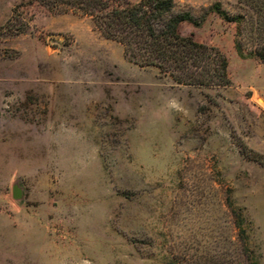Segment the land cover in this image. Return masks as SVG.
<instances>
[{"label": "rangeland", "instance_id": "374dc122", "mask_svg": "<svg viewBox=\"0 0 264 264\" xmlns=\"http://www.w3.org/2000/svg\"><path fill=\"white\" fill-rule=\"evenodd\" d=\"M248 28L240 53L234 23H183L230 83L182 85L87 15L0 0V264H246L227 198L264 264V166L244 155L264 156V62Z\"/></svg>", "mask_w": 264, "mask_h": 264}, {"label": "trees", "instance_id": "16d2710c", "mask_svg": "<svg viewBox=\"0 0 264 264\" xmlns=\"http://www.w3.org/2000/svg\"><path fill=\"white\" fill-rule=\"evenodd\" d=\"M49 10H75L91 17L106 39L122 45L123 54L138 66L156 67L163 75L182 85L223 87L230 83L226 56L215 46L197 41L181 32L185 22L198 26L210 14L234 23L235 48L242 52V31L248 25L250 52L264 62V0H237L240 11L230 13L220 2L198 11L177 10L174 0H37ZM246 7V8H244ZM246 147V146H245ZM246 157L264 166V156L245 148ZM246 264H257L248 247L244 218L227 198ZM236 264H242L236 262Z\"/></svg>", "mask_w": 264, "mask_h": 264}, {"label": "water", "instance_id": "95a60500", "mask_svg": "<svg viewBox=\"0 0 264 264\" xmlns=\"http://www.w3.org/2000/svg\"><path fill=\"white\" fill-rule=\"evenodd\" d=\"M14 198H19L21 196V191L18 188L13 189Z\"/></svg>", "mask_w": 264, "mask_h": 264}]
</instances>
